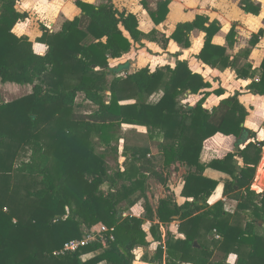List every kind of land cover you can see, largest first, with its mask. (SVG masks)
Masks as SVG:
<instances>
[{"label":"trees","instance_id":"1","mask_svg":"<svg viewBox=\"0 0 264 264\" xmlns=\"http://www.w3.org/2000/svg\"><path fill=\"white\" fill-rule=\"evenodd\" d=\"M18 1L0 0V84L29 85L32 89L14 101L0 102V148L8 147L11 141L18 144L17 148L27 143L30 154L15 169L24 176L39 178L41 186L29 193L31 202L28 198L11 206L8 199L0 197V264H133L135 251L152 244L143 226L146 220L153 222L156 218L163 224L179 220L182 236L169 233L164 241L159 224L152 223L150 233L158 246L152 257L144 255V262L227 264L211 261L213 250L201 239L200 227L204 226L220 235L214 244L225 252L224 259L237 250L235 245L252 244L251 253L240 257L236 264H264V254H259L261 249L253 245L263 238L257 228L264 220V192L251 189L263 157L264 139L250 140L255 134L245 126L249 112L240 102L241 93L223 97L212 109L207 108L205 101L210 93L203 90L211 84L193 72L186 60L178 61L175 67L167 65L155 71L145 67L117 77L110 60L123 57L145 36L153 39L158 31L145 34L139 28L138 16L120 11L112 0L101 5L76 0L89 19L87 29L82 28L79 16L67 20L57 32L42 26L38 41L47 50L37 54L28 37L12 32L28 16L17 10ZM170 3L171 0H158L157 8L151 10L147 0H142L156 25L166 20ZM241 8L254 15L261 12V5L253 0H242ZM196 29L206 34L198 58L211 67L231 66L226 47L213 42L221 24L210 22L206 15L178 23L170 37L163 36V41L172 39L187 48ZM263 33L261 29L253 34L251 46ZM236 35L233 25L227 35L229 46L234 45ZM250 52L248 49L245 55ZM166 73L170 78L163 81ZM237 73L241 78L253 79L246 92L264 96V59L258 80L250 63L237 69ZM160 89L164 94L158 102L145 101ZM78 93H84L85 99L98 109L90 114L75 112ZM212 93L223 96L225 91L219 88ZM185 94L204 97L191 106L181 102ZM131 100L134 102H128ZM123 125L146 127L148 132L137 142L125 140L127 160L123 167L113 170L107 154H118L115 143L121 138ZM217 135H232L240 144L248 143L205 164L202 151L217 147L213 140ZM154 140H160L158 147L165 169L177 163L187 168L182 195L193 201L178 205L168 196L154 210L148 180L166 183L164 175L156 170L158 164L149 159V141ZM16 153L17 150L12 153L13 157ZM3 156L0 165L4 170ZM237 158L243 159L242 165ZM207 168L232 176V180L224 182L223 194L239 202L234 214L225 211L222 201L211 207L207 204L220 183L204 176ZM139 201L144 202V216H124L121 203L126 202L128 210ZM94 226L109 229L107 248L96 241L74 252L54 254L66 242L82 239L85 228ZM99 250L102 252L82 259Z\"/></svg>","mask_w":264,"mask_h":264},{"label":"crops","instance_id":"2","mask_svg":"<svg viewBox=\"0 0 264 264\" xmlns=\"http://www.w3.org/2000/svg\"><path fill=\"white\" fill-rule=\"evenodd\" d=\"M44 1L45 6H41L39 1L37 0H19L16 8L21 13H27L28 16L24 20H20L19 23L15 27L14 33L21 37L26 36L32 42L33 37H41L43 34L42 27L38 30L37 35L35 36L33 33L34 26L33 24H37L33 22L32 18L35 15V12L39 13V18L44 21L46 18L52 19L51 22H48L49 25H53V28H50L47 24H42V26L47 27L51 32L59 31L63 24L67 20H71L76 16L81 17L82 23H88L89 19L87 16L82 14L81 9L75 4L76 0H63L60 5L56 4V0H42ZM85 2H90L95 5H101L110 0H83ZM116 7L120 11H127L135 13L139 18V28L145 34L151 33L153 30H157L158 33L154 36L153 39L145 36L141 39V41L135 43L132 49L126 53L123 57L118 59H111L110 65L111 68L116 69L117 77H125L127 73L136 72L141 68L149 67L151 71H155L158 67L171 66L175 67L178 61H188L190 69L202 75L206 82L211 84L210 88L204 89V91L209 92L210 94L206 96L205 106L209 109H212L216 106L219 101L223 97H227L236 92H240L239 96L240 102L247 108L249 114L245 121V126L254 132V138L250 139L251 141L255 140H263L264 139V96L255 95L249 92H246V87L252 82V78H241L238 76L237 69H241L247 63H250L253 66V70L256 71L255 80L259 79L260 75V67L262 61L264 59V33L259 36L257 43L254 46H251L250 40L253 34H257L261 29L264 30V0H253V2L261 5V12L259 15H254L251 13H247L241 8L242 0H171L169 5V14L166 20L156 25L149 15L148 11L143 7L142 0H112ZM149 8L151 10H155L157 8L158 0H152L149 2ZM59 6H61L59 8ZM1 7V5H0ZM65 9L70 10V14L65 13ZM197 15H206L209 17L210 22L218 21L221 24V29L214 36L213 42L217 45L226 47L227 54L230 56V60L233 64L229 67L217 66L211 67L205 64L201 59L198 58V54L204 47L205 43V33L200 29H196L191 33L190 41L191 45L189 47H183L175 40H169V42L165 43L163 41V36L170 37L171 34L176 29V26L180 22H188L193 21ZM43 17V18H42ZM28 19V20H27ZM29 27L30 33L26 31L24 26ZM236 25V40L234 45L229 46L227 41V35L230 29ZM85 26V25H84ZM262 37V38H261ZM35 44V43H33ZM36 50L43 51L45 46L35 45ZM250 49L249 56L245 55V52ZM38 52V51H36ZM46 52V51H45ZM40 54H44V52H39ZM116 66V67H115ZM170 78V74L166 73L163 81H168ZM17 88L20 85L10 84ZM222 88L225 91L223 96H218L215 93H212L214 90ZM158 91V90H157ZM154 92L152 95L145 99L147 103L154 104L160 100L163 96L164 91L160 89L158 92ZM109 94V92H108ZM110 95V94H109ZM84 96L82 93H79V97ZM204 97V94H190L182 98L184 102L189 103L191 106L196 104L201 98ZM85 103H92L91 101L85 99ZM128 102H134L133 100ZM127 103V102H124ZM93 104V103H92ZM186 104V103H185ZM86 107V104H84ZM93 106V105H92ZM83 107V106H81ZM77 106L80 113H82V109ZM89 107V106H88ZM94 110H97L98 107L94 106ZM83 114H90L84 112ZM140 127L143 129L139 134L140 137H143L147 134L148 130L146 127L134 126V125H123V129L121 131V138H123V145L125 146V140L128 139L130 135H135L136 128ZM126 129V133H123V130ZM213 140L216 142L217 147L209 148L205 147L201 154V160L203 163L208 164L213 159L223 157L230 152H234L235 148L239 147L242 149L246 146L248 142L245 144L238 140L235 136L223 137L221 135H217L213 137ZM249 140V141H250ZM160 140L149 141V145L151 147V152L154 155H159L161 152L158 150V145ZM264 152V149H263ZM263 154V153H262ZM239 165L243 164L242 158H237ZM264 159H261L260 167L256 172L255 180L251 186L253 191L257 193L264 192V186L261 185V181L264 179V175H260L264 171L263 168ZM158 166L156 170L163 174L166 178V183L163 184L159 180H154L159 183V186H162L166 189V194L161 195H150L148 191V195L150 198L151 205L154 210L159 206V201L168 196H171L173 200L178 204L182 205L187 200L193 201V198H187L182 195V191L185 186V177L187 175V168L182 166L181 164H173L169 169H165L163 167L162 162L157 163ZM260 171V173H259ZM204 176L215 179L219 181V185L215 192L207 199V204L209 207L215 205L217 202L222 201L224 203V209L228 213L234 214L237 210L238 201L229 196L223 194L224 192V182L227 180H232V176L221 172L219 170L213 168H207L204 172ZM152 179V178H150ZM149 179V180H150ZM142 204L144 206L143 201L137 202V204ZM126 206V202L124 203ZM132 206L129 208V211H126L124 215L128 216H136L143 217L140 215V212L137 211L136 207ZM206 209V208H205ZM145 211V208H144ZM203 212L204 210H199ZM198 212V211H197ZM198 212V213H200ZM152 223L159 224L160 231L162 233L164 241L166 240L169 233H172L176 236H182L179 233L178 229L180 226V221L175 220L169 224H163L159 222L158 218H156L153 222L151 220H146L144 224V229L148 232L149 241L154 243L156 247L158 246V242L154 241L152 234L150 233V227ZM146 226H149L148 228ZM257 232L262 239L258 240L256 244L253 245L257 248H260L259 254H264V220L261 221L260 226L257 228ZM201 239L204 245L209 246L210 249L213 250V256L211 261L220 262L224 261L227 264L228 259L231 260L235 258V264L239 260L240 257H247L251 253V245H235L234 248L237 250H233L230 256L225 257V252L219 251V248L214 244L220 238V235L216 230L208 231L204 226L200 227ZM198 245V244H197ZM239 253H247V255H240L236 257ZM241 251V252H240ZM91 256V255H88ZM94 256V255H93ZM91 256V257H93ZM90 257V258H91ZM216 257V259H214ZM229 257V258H228ZM232 257V258H231ZM261 258H264L263 256ZM259 258H257L258 260ZM136 264H150L146 263L142 260H137Z\"/></svg>","mask_w":264,"mask_h":264},{"label":"rangeland","instance_id":"3","mask_svg":"<svg viewBox=\"0 0 264 264\" xmlns=\"http://www.w3.org/2000/svg\"><path fill=\"white\" fill-rule=\"evenodd\" d=\"M37 1H39V4L41 6H43V7L45 6L44 1H42V0H37ZM62 1L63 0H56V4L60 5ZM149 2H152V0H149ZM60 7L61 6H59V8ZM0 10H1V7H0ZM65 13L70 14V10L65 9ZM35 15L36 16H33L32 18L30 17V19H33V22L37 23V24H33V26H34L33 33L35 36L37 35L38 30L42 27V24H47L50 28H53V25L51 26L48 23V22H51L52 19L46 18V19H44V21H42V19L38 17V16H40L39 13L35 12ZM88 23H89V21H88ZM88 23H85V24L82 23V28L84 30L87 29ZM16 25L14 26V28L12 30L13 33L15 31ZM30 26H31V24H29L26 27L24 26V28H26V31L28 33H30V29H29ZM54 32H56V31H54ZM34 38L35 37H33L32 42L29 40L32 43V48H33L34 52L37 54H40L39 52L45 53V51L47 50V46L38 41L39 37H36V39H34ZM89 38H92V37L90 36ZM33 43H35V44H33ZM35 45H41L42 47L44 45L46 49H44L43 51L36 50L34 48ZM36 51H38V52H36ZM40 55H43V54H40ZM110 67H111V65H110ZM111 79H112V76L108 77V81H110ZM20 87H23V88H17L13 85H8V84H0V102H3V101L4 102H11V101H14L18 98H21V97L31 93V89H32L31 86L25 85V86H20ZM82 94L84 95V93H82ZM84 101H86L85 96H84V98H83V96L79 97V93H78L77 98H76V103L74 105V111L75 112L80 113L79 109H77V106L78 107L83 106L81 108H84L85 107L84 104H86V107L84 109H82V113H84V112L93 113L96 111V110H94L95 109L94 106H96V105H94L90 102L85 103ZM181 102L183 104L187 103V102H184V99H181ZM136 129H137L136 132L134 131L135 135H130V137H129L130 138L129 140L131 141V143L137 142L138 139L143 138V137L139 136V134L142 135L141 131H143V129L140 127H137ZM123 133H126V129L123 130ZM42 140L45 142L44 138H42ZM115 145L118 146V150H119L118 154L116 155L114 153H108L107 159H106L108 162V165H110L111 169H113V170H116L119 167H123V164L127 160L126 154L124 153L126 148H124L125 146L123 145V138H120L119 142H116ZM17 146H18V144L16 142L11 141V144L8 147H1L0 148V158H1V155L3 156V154H4L3 158L5 159V164H6V169H4V170L5 171L8 170L7 174L5 175V173H4L5 171L2 169V167L0 165V197H4L5 199H8L10 201L11 206H13L14 205L13 203H16V202L17 203L21 202V201L25 202L29 198V193L36 190L37 188H39L41 186L40 182L38 181V180H40L39 178L31 177V176H24L22 174H19L16 171L15 168L17 167V165L21 161L26 160L28 158V155L30 154V150H31L30 146L27 145V143L21 144V146L19 148H17ZM97 148L99 151H103V147L100 146L99 144H97ZM15 150H17V153L13 157L12 153ZM150 150H151V147H150ZM158 150L160 151V149H158ZM149 156H150L149 159L153 160L155 163L162 162V153H160L159 155H154L150 151ZM262 156H263L262 159H264V152H263ZM53 164L54 163L52 161L50 163V166H52V168H53ZM259 167H260V165H259ZM259 167H258V170H259ZM263 168H264V162H263ZM261 172L262 173L260 175H264V171H261ZM259 173H260V171H259ZM104 189L107 190L108 186L105 185ZM148 191H149V194L153 195V196L156 194L157 195H161V194L164 195L167 193L166 192L167 190L164 189L162 186H159V183H157L154 180V178L148 180ZM31 201H32V198H29V202H31ZM124 203L125 202L121 203L120 208H122L124 212L129 211V209L128 210L125 209L126 206L124 205ZM135 207H136L137 211L140 212V215H143L145 213L144 206L141 203L138 205H135ZM146 227L148 228L149 226H146ZM94 229H98L97 226H94L92 228H85L84 235H86L87 232L93 231ZM155 249H156V245H154V243L151 244L149 248H145V249L138 248L135 251L137 258L133 264H136L137 260H139V259L143 261V257L145 254H147L149 257H152L154 255ZM219 251H223V250L219 249ZM100 252H102V250H99V251H96L93 253L85 254L82 256V259L87 260L91 256L96 255ZM230 254H231V252H230ZM230 254L228 256H230ZM88 255H91V256H88ZM240 255H247V253L243 252L240 254L238 251V255L236 257H238ZM214 259H216V257ZM234 262H235V258H233L232 260L230 258L228 259L229 264H235Z\"/></svg>","mask_w":264,"mask_h":264},{"label":"built area","instance_id":"4","mask_svg":"<svg viewBox=\"0 0 264 264\" xmlns=\"http://www.w3.org/2000/svg\"><path fill=\"white\" fill-rule=\"evenodd\" d=\"M262 38V37H261ZM264 149V147H263ZM264 186V179L260 183ZM126 216V215H124ZM109 231L107 227H102L101 229H94L91 232H87L86 235L82 239H72L68 242H66L62 249L57 250L54 252L55 255H62L67 252H74L77 249H79L82 246L88 245L92 242H100L102 245L107 248L108 247V238L106 236V233ZM110 238L113 240V235L110 236Z\"/></svg>","mask_w":264,"mask_h":264},{"label":"water","instance_id":"5","mask_svg":"<svg viewBox=\"0 0 264 264\" xmlns=\"http://www.w3.org/2000/svg\"><path fill=\"white\" fill-rule=\"evenodd\" d=\"M60 218V217H59ZM196 245H197V243H196Z\"/></svg>","mask_w":264,"mask_h":264}]
</instances>
